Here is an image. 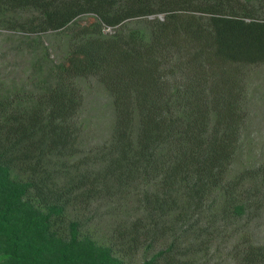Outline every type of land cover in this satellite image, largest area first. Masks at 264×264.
<instances>
[{
  "label": "trees",
  "instance_id": "1",
  "mask_svg": "<svg viewBox=\"0 0 264 264\" xmlns=\"http://www.w3.org/2000/svg\"><path fill=\"white\" fill-rule=\"evenodd\" d=\"M0 25L33 35L34 66L22 87L0 79V264H130L140 250L141 264H206L262 211L264 161L232 171L264 0H0ZM48 31L67 37L60 59ZM91 76L115 110L98 145L82 119ZM228 248L264 264V240Z\"/></svg>",
  "mask_w": 264,
  "mask_h": 264
},
{
  "label": "rangeland",
  "instance_id": "2",
  "mask_svg": "<svg viewBox=\"0 0 264 264\" xmlns=\"http://www.w3.org/2000/svg\"><path fill=\"white\" fill-rule=\"evenodd\" d=\"M94 20L93 14H85L78 19L82 24ZM139 24L133 22L131 25ZM29 35L33 36L22 30L0 25V79L15 87L25 85L24 83L29 81V77L34 71L33 56L28 53L27 45L24 44L25 36ZM40 36L42 40L40 42L48 45L52 59L63 57V53L66 51L67 37H63L55 31L41 33ZM242 69L240 87L243 93V110L246 112L247 120L242 149L239 152L238 161L234 163L232 174L239 168H243L242 165H254L264 161V63ZM80 83L84 90L82 119L85 121V130L89 133V135L84 134L85 143L98 145L105 142L112 131L115 120L113 95L96 76L81 79ZM107 207L105 202L102 208L103 212ZM247 222L249 224L240 230V234H235L232 228L241 227L233 226L226 232L227 240L225 237L218 238L215 249H212L213 255L209 259L205 258L206 264H237L229 256L228 247L239 240L243 233L252 235L256 240H264V208L251 221H247V217H244L240 225L244 226ZM102 225L104 226V223ZM148 255H151V251L140 250L139 254L130 261V264H141L145 256Z\"/></svg>",
  "mask_w": 264,
  "mask_h": 264
}]
</instances>
